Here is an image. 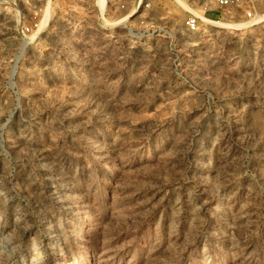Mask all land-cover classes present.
<instances>
[{"label":"rangeland","instance_id":"rangeland-1","mask_svg":"<svg viewBox=\"0 0 264 264\" xmlns=\"http://www.w3.org/2000/svg\"><path fill=\"white\" fill-rule=\"evenodd\" d=\"M14 1L0 264H264V0Z\"/></svg>","mask_w":264,"mask_h":264},{"label":"built area","instance_id":"built-area-1","mask_svg":"<svg viewBox=\"0 0 264 264\" xmlns=\"http://www.w3.org/2000/svg\"><path fill=\"white\" fill-rule=\"evenodd\" d=\"M178 2L179 5H181L182 7L186 8L187 10V16L185 18V28L186 31L189 33H195L199 30L200 28V21L205 19L206 16H202L200 14L199 10H202L203 13H207L210 11V8L208 7L207 4H202L199 7L194 6L193 4H190V2L188 1H183V0H175ZM238 0H211V2L217 7V8H223V7H227L229 5H232L234 3H236ZM108 3V2H107ZM107 3H106V7H105V11L101 14L105 15L106 12V8H107ZM143 0H140L139 6H143ZM4 4L7 7H11L12 5H15V1L14 0H0V5ZM149 5L146 4V7H148ZM100 11V10H99ZM206 15V14H205ZM247 16L248 17H252L253 16V12L251 10H249L247 12ZM40 24L36 23L35 26L38 27ZM42 25V24H41ZM40 25V29L41 27L44 26L47 27L49 25V22L46 21L45 24H43V26ZM33 31V27L32 26H23L22 28V34L26 35L30 32ZM159 35H162L163 37H167L171 39V49L173 47V45H175V37L176 35L168 28V27H162L159 30Z\"/></svg>","mask_w":264,"mask_h":264},{"label":"bare ground","instance_id":"bare-ground-1","mask_svg":"<svg viewBox=\"0 0 264 264\" xmlns=\"http://www.w3.org/2000/svg\"><path fill=\"white\" fill-rule=\"evenodd\" d=\"M107 0H97V6L101 13L105 11Z\"/></svg>","mask_w":264,"mask_h":264}]
</instances>
